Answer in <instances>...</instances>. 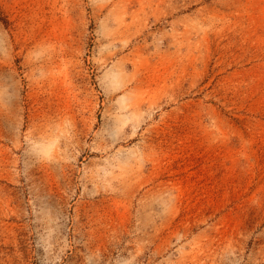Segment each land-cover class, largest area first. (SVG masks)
I'll list each match as a JSON object with an SVG mask.
<instances>
[{
    "label": "rangeland",
    "instance_id": "obj_1",
    "mask_svg": "<svg viewBox=\"0 0 264 264\" xmlns=\"http://www.w3.org/2000/svg\"><path fill=\"white\" fill-rule=\"evenodd\" d=\"M0 264H264V0H0Z\"/></svg>",
    "mask_w": 264,
    "mask_h": 264
}]
</instances>
